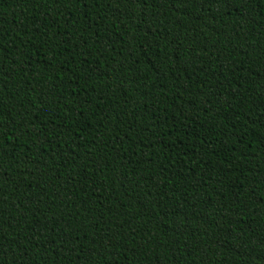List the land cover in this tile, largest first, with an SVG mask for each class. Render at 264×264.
<instances>
[{"label":"trees","instance_id":"obj_1","mask_svg":"<svg viewBox=\"0 0 264 264\" xmlns=\"http://www.w3.org/2000/svg\"><path fill=\"white\" fill-rule=\"evenodd\" d=\"M0 264H264V0H0Z\"/></svg>","mask_w":264,"mask_h":264}]
</instances>
